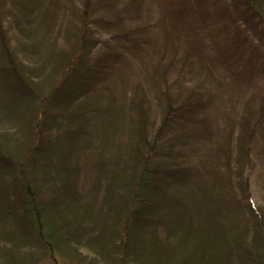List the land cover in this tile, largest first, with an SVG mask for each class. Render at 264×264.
Masks as SVG:
<instances>
[{
	"label": "rangeland",
	"instance_id": "374dc122",
	"mask_svg": "<svg viewBox=\"0 0 264 264\" xmlns=\"http://www.w3.org/2000/svg\"><path fill=\"white\" fill-rule=\"evenodd\" d=\"M189 11L184 7L178 12L179 20L171 24L160 0H0V149L23 159L20 175L0 169V264H122L123 253L142 256L156 246L167 256L174 255L173 263L167 264H256L244 261L243 251L261 258L255 243H262V230L252 207L264 213V115L260 112H264V60L245 66L248 55L242 50L229 57L231 64L227 62L229 68L239 66L237 75L225 71L219 61L226 51L218 50L209 35L213 23L204 28L196 44L204 50L202 65L197 51L193 56L179 46L175 53L179 41L166 26L179 27ZM248 34L257 46L258 40ZM6 70L17 72L35 97L22 94ZM103 70L99 79L93 76ZM28 73L32 83L25 81ZM76 86L87 91L75 97L69 110L56 107L63 91ZM193 103L201 104L199 111L188 116ZM182 114L188 116L195 136L185 146L180 143L183 146L171 149L178 155L172 164L185 163L198 175L174 184L171 194L180 197L175 201L184 218L206 210L220 221L221 226L209 229L214 230L219 248L238 254L232 263H177L184 253H170L171 246L186 236V230L167 235L159 229L155 240L150 233L126 227V191L134 185L123 166L126 159L107 142L127 141L135 124L146 128L149 140L161 127L168 128L157 143V153L164 149V156H155L153 162L155 168L162 167L160 163L168 166L173 159L163 145L182 135L177 116ZM67 137L72 141L67 156L76 168L74 176L62 171ZM33 138L41 139L39 146L55 145L59 139L66 142L56 153L36 143L31 153ZM183 149L186 158L181 156ZM53 164L57 165L52 170ZM119 172V181L113 182L112 176ZM125 174L127 180L122 181ZM25 178L40 195L47 217L55 216L59 227L65 223L63 249L54 256L30 229H23V220L15 213ZM73 183L77 198L69 191ZM7 211L15 213L16 219L7 218ZM123 240L131 251L118 247ZM201 240L199 236L194 244ZM207 246L202 242L197 255L213 252ZM218 247L214 248L222 252Z\"/></svg>",
	"mask_w": 264,
	"mask_h": 264
},
{
	"label": "trees",
	"instance_id": "16d2710c",
	"mask_svg": "<svg viewBox=\"0 0 264 264\" xmlns=\"http://www.w3.org/2000/svg\"><path fill=\"white\" fill-rule=\"evenodd\" d=\"M160 1L162 3L163 14H165L166 17L168 13L170 14L171 24L173 23V21L175 22V20H179V18L177 17L178 12H180L184 7L185 9L190 10L188 12V14L190 15L189 18L185 19L184 21H180L182 25H179V27L175 28L169 24H167L166 26L169 35L175 41H179V43H176L175 53H177L179 46H185L187 50L186 52L188 54H193V56L195 55L194 51H197V62L201 64L200 52L203 53L204 50L200 48V44H196L202 37L204 28L210 27L209 23H213L214 28L212 27L213 30L209 35L212 36L214 45L217 46L218 50L220 48H223L222 51H226L225 54H221L224 55L225 58L219 61V65L221 67H224L226 69L225 71L232 73L231 75L233 76L237 75L239 66L236 64H232L231 68H229L227 66V62L228 64H231V61L228 60H231L234 55L240 53V51L242 50L243 54L248 55L245 66H249L250 63L254 64V62L258 63V58L264 60V54H262L260 50L261 48L264 49V0ZM202 9H204V13L201 15ZM241 24H243L244 26H242ZM248 33H251V35L258 40L257 46L253 45L250 37L248 36ZM190 37L193 41V45L190 44ZM13 56H15L14 52ZM19 65L27 70V66H24L23 64ZM82 68L86 70L85 67L82 66ZM262 71H264V64ZM6 72L9 80H11V78L15 80V87L19 89L22 94H24L25 96H30V98L35 97L32 88L28 85L27 87L24 85V81L18 76L17 72H12V74L8 70H6ZM104 72L105 70L99 71L97 73H94L93 71V76L99 79ZM30 77H32V74L28 73V81H25L28 83H32ZM60 77L62 78L63 74ZM245 80H247V78ZM76 85H78V83ZM257 90H259V88H257ZM86 91L87 89L85 87L80 86L73 87L72 90H64V94L61 98H59L55 106L60 110H69L70 105L76 102L75 97L84 95ZM193 105L194 108H192L191 106L188 116H194V114L199 111V106L201 104L193 103ZM260 112L262 115H264L263 111ZM177 116L178 119H180L178 127L184 129L181 132L182 135L180 137H177L178 140H167L168 142H166V140L163 141V144L166 142L163 145V148L165 147L166 151H171L172 148H177L179 146H185L186 143L191 142V140L193 141L195 136V133H193L189 129L188 122L190 120L188 116L185 117L184 114ZM71 122H73V124H71ZM71 122L70 124H68V128L73 127L75 118ZM167 123L168 120L166 119L164 124ZM185 128L187 129L185 130ZM165 129L161 127L158 130L155 139L149 140L146 128L144 126L135 124L129 132L127 141H125V139L124 141L120 142L118 140L117 143H113V141L110 139L107 142L109 145L116 147L123 155V158L126 159V161L123 162V166L125 165L128 168L129 174L132 177V185H134V188H132L131 192L125 190L126 195L129 196V203H126L128 206L126 227H128L129 229L130 227L137 228L138 231H143L142 233H150L151 238L155 240L158 237L159 229H164L167 235L173 234L177 229L180 235L181 232L186 230V236L181 240L177 239L174 245L171 246L173 249L170 250V253H172L173 251L177 252L178 254H181L182 251L184 253L182 257L178 258L177 263H181L185 260H190V263H200V260H202L203 263H232L234 258L233 256H238V254H236L233 250H223L219 248L218 244L214 243L216 241L212 234L214 230L209 229L210 226H221L220 221H218L216 218H211L207 214L206 210H201L199 212V216L197 217H192V215L187 214L188 219L184 218L186 214L182 213L183 210L180 207L181 205H179V203L175 201L176 198L180 197H177L176 195L172 196L173 194H171V189L174 184H176L177 182H189L191 178L198 175L197 170L188 169L185 163H179L178 165L172 164L174 161H177L176 159L178 156L175 155L173 150L169 154L171 155L170 158L173 159L171 164L167 166L163 163H160V165L162 166L160 168H155L156 166L153 165L155 156L161 158L164 156V149L162 151V154L157 153V143L159 142V134L161 132H164ZM40 140L41 139L33 138L29 145V151L31 153L36 151V143L38 144V148H42L45 151L51 150L56 153L58 147L65 145L66 142L64 139H59L58 142H55V145L48 143L44 146H39L38 141ZM67 142L68 146L65 147V150L62 151V171L65 174L74 176V174L76 173V168L72 169L70 162L71 156H67L70 152V148L72 147V141H69L68 137ZM180 143H182L183 145ZM181 156L186 158V152H184V149L181 152ZM22 165L23 159L20 160L19 158H15L8 152L0 149V169L5 168L8 170H12L20 175L23 168ZM56 165L57 164H53L51 169L53 170V167ZM173 166L174 169L172 168ZM120 175L121 172H119L118 174H114L112 176V181L118 182ZM24 180L25 182L21 187V191L18 197V204L16 205L17 210H15V213L21 216L20 218L23 220L22 225L25 226L23 229H30L31 233L36 236L35 240L40 244L46 246L48 252L52 256H54V253L57 250L62 252L61 250L63 249L62 246L64 245V243L62 242L61 238V229L65 227V223L63 222V225L59 227L57 225V222H55L54 220L55 216L51 218L47 217L48 215L42 204L41 197L33 187L32 182L27 180V178H25ZM121 180H127L126 174L121 177ZM124 184L125 183L122 182V185ZM68 186H70L69 191L73 193L72 195L76 194L74 192L76 188L75 184L73 183V185L71 184ZM75 198H77V194ZM68 199H72L71 195L67 197V200ZM48 203L50 204L49 199ZM175 210H177V212H180L178 216L174 213ZM252 210L258 215L259 227L262 230V243L259 241L255 243L258 248L256 251L258 252L259 250L261 258L258 259V256L253 257L246 251H243L242 259L244 261L247 260V262L249 263L263 264L264 213H262L261 215L260 213H258V210L254 209L253 207ZM15 213L7 211V218L16 219ZM220 219L222 220L221 217ZM199 221L200 223L195 226L194 223ZM205 231H207V236L204 234ZM72 234V232H69L68 236L72 237ZM199 236L202 237V240L194 244V241ZM72 239L74 240V242H76L75 238ZM69 241H71L70 238ZM202 242L208 243L210 246L207 247H211L213 252H203V256L200 257L197 255V251L201 247ZM127 244L130 245L123 240L119 243L118 247L120 249L123 248L124 252L127 249L131 251V245L126 246ZM152 246H154V244H152ZM214 247H218L222 252H218ZM155 248L156 249L144 253L142 256L139 254L133 255L130 253L127 257H125V254L123 253L120 262L122 264H138L137 262L141 264L173 263L172 259L174 258V255L171 254V257H169L163 251H160L157 246ZM134 251H137L136 247L134 248Z\"/></svg>",
	"mask_w": 264,
	"mask_h": 264
}]
</instances>
